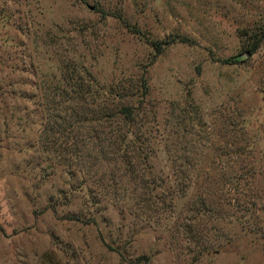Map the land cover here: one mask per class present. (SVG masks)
Masks as SVG:
<instances>
[{
    "label": "rangeland",
    "instance_id": "1",
    "mask_svg": "<svg viewBox=\"0 0 264 264\" xmlns=\"http://www.w3.org/2000/svg\"><path fill=\"white\" fill-rule=\"evenodd\" d=\"M70 78L132 167L42 149ZM0 264H264V0H0Z\"/></svg>",
    "mask_w": 264,
    "mask_h": 264
},
{
    "label": "trees",
    "instance_id": "2",
    "mask_svg": "<svg viewBox=\"0 0 264 264\" xmlns=\"http://www.w3.org/2000/svg\"><path fill=\"white\" fill-rule=\"evenodd\" d=\"M124 24L128 27L125 22ZM152 44L155 51H160L157 43ZM256 48L255 42L246 54H253ZM69 80L66 85L68 89L62 91L60 100L46 114L40 137L42 149L57 154L70 166H77L84 159L90 160L94 165L113 161L120 164L117 166L119 170L126 169L125 165L132 167L136 158L126 141L127 132L117 126L114 131L110 128L112 121L123 124L133 121L134 107L120 101L128 96L124 88L116 85L114 88L109 87V91L112 90L115 94L101 91L95 95L89 91L88 83L81 79ZM139 88L145 91L143 86Z\"/></svg>",
    "mask_w": 264,
    "mask_h": 264
}]
</instances>
